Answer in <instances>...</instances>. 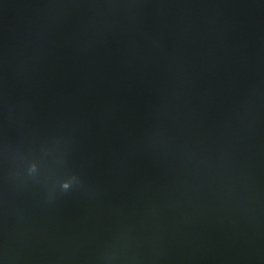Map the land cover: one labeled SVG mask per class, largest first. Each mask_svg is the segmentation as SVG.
I'll use <instances>...</instances> for the list:
<instances>
[{
  "label": "water",
  "instance_id": "water-1",
  "mask_svg": "<svg viewBox=\"0 0 264 264\" xmlns=\"http://www.w3.org/2000/svg\"><path fill=\"white\" fill-rule=\"evenodd\" d=\"M0 264H264V0H0Z\"/></svg>",
  "mask_w": 264,
  "mask_h": 264
},
{
  "label": "clouds",
  "instance_id": "clouds-1",
  "mask_svg": "<svg viewBox=\"0 0 264 264\" xmlns=\"http://www.w3.org/2000/svg\"><path fill=\"white\" fill-rule=\"evenodd\" d=\"M34 169H35L34 165H32L31 167H28V173L29 174H33ZM60 188L62 190H66V189H68V185L67 184H63Z\"/></svg>",
  "mask_w": 264,
  "mask_h": 264
}]
</instances>
